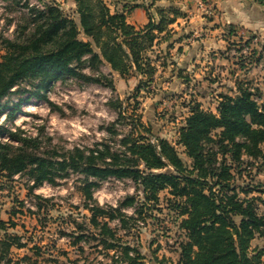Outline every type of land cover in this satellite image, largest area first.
Masks as SVG:
<instances>
[{"label": "trees", "instance_id": "1", "mask_svg": "<svg viewBox=\"0 0 264 264\" xmlns=\"http://www.w3.org/2000/svg\"><path fill=\"white\" fill-rule=\"evenodd\" d=\"M74 1L76 17L66 14L54 0L40 6L26 4L25 24L17 25L13 38L0 35L4 50L0 114L11 124L0 123V194L12 195L21 179L26 190L24 199H9L5 219L0 210V264H36L29 253L13 255L14 249L23 248L55 264L66 263H61L60 256L69 264H93L83 245L90 241H95L93 247H100L99 252L113 264H169L157 256L146 263L140 248L124 240L137 221L145 220L147 210L158 208L163 192L183 233L176 264H264V250L251 249L254 239L264 242V199L253 194L264 195V188L260 183H238L250 175L252 165L264 160V100L258 88L237 82L235 95L219 96L216 112L197 102L190 104L175 143L152 134L140 116L127 115V106L121 102L115 122L105 127L114 140L92 146L42 151L39 135L14 126L23 102L31 98L53 107L46 93L58 79L73 77L114 89L112 79L100 73L105 65L124 80L136 77V94L152 92L160 59L152 56L154 45L183 15L175 6L158 7V0L147 5L125 3L122 10L114 12L104 0ZM253 1L264 6V0ZM139 6L148 13L143 26L127 21L128 13ZM85 68L95 74H87ZM25 92L27 97L15 103L9 100L12 93ZM121 121L126 132L115 128ZM176 145L182 147L185 158ZM72 174L81 177L79 189L86 213L81 214L80 222L71 214L57 218L59 224L72 227L60 230L58 236L67 237L75 249L76 257L70 259L67 250L54 256L41 242L29 246L33 237L15 229L16 217L29 216L41 229L54 221L49 213L53 198L36 191ZM109 178L131 180L135 192L116 205H100L94 199V189ZM129 210L134 215L128 214ZM119 230L125 233L121 235Z\"/></svg>", "mask_w": 264, "mask_h": 264}, {"label": "rangeland", "instance_id": "2", "mask_svg": "<svg viewBox=\"0 0 264 264\" xmlns=\"http://www.w3.org/2000/svg\"><path fill=\"white\" fill-rule=\"evenodd\" d=\"M54 1L66 14L76 17L74 0ZM104 1L114 12L122 10L125 3L147 5L150 0ZM167 1L171 4L169 6L179 8L183 15L168 27L166 34L159 35V41L154 45L152 56H159L160 59L155 81L151 86L152 92L140 91L136 94V77L124 80L105 65L100 68V73L112 79L114 89L73 77L58 79L46 93L53 107L31 98L28 102H23L14 118V126H19L26 134L39 135L42 151L54 147L61 150L75 145L92 146L97 142L114 140L105 127L115 122L121 102L127 106V115L140 116L141 122L150 128L152 134L175 143L178 129L192 103L197 102L203 109L216 112L219 96L235 95L237 82L258 88L262 91L264 100V38L247 31L240 24L227 23L232 5L238 6L237 10L234 9L238 14L244 4L243 0ZM47 2L49 0H0V35L13 38L17 25L25 24L26 4L40 6ZM162 4L165 2L156 1L158 7H168ZM142 8L148 19L146 8ZM150 12L156 17L154 9ZM174 40L179 41L169 48L168 44ZM3 52L0 44V59ZM164 62L165 65L161 66ZM84 72L95 74L88 68H85ZM186 78L188 81H183ZM27 96L28 92L12 93L9 100L15 103L18 98ZM0 123L11 127L10 122L5 120V115L0 114ZM122 124L121 121L115 128L117 131L126 132L127 127ZM112 145L117 146L113 141ZM176 146L185 158L182 147ZM250 168V175L238 179V183L244 186L260 183L264 188V160L258 161ZM80 185L81 177L72 174L66 179H56L55 184H43L36 191L44 197L53 198L54 207L49 213L54 221L47 222L41 229L35 226L36 221L29 216L16 217L18 226L15 230L19 234L26 233V236L33 237L34 241L30 242L29 246L41 242L39 244L45 245L46 252L52 249L54 256H57L60 250H67L70 259L76 257L69 239L58 237L60 230L72 229L69 225L59 224V220H62L59 217L71 214L79 222L83 220L81 214L86 211L82 208ZM25 192L24 179H21L20 185L12 195L0 194L1 218L7 217L5 210L10 206L9 199L15 196L24 199ZM134 192L131 180L109 178L100 182L94 189V199L102 206H112ZM253 194L264 199L263 194ZM165 196H168L165 192L161 193L158 208L147 210V215L143 214L145 220L137 221L131 230L132 233L124 236V240L140 248L146 263L154 256L165 258L169 264H176L178 259V243L183 239V233L178 228L179 221L175 213L170 211L163 199ZM128 214L134 215L132 210H129ZM110 224L115 226L114 223ZM132 224L130 222L128 226L131 227ZM118 233L123 235L125 230H119ZM94 244L95 241L83 244L85 256L93 264H113L110 257H105L99 252L100 247H93ZM255 248L264 250V242L260 238L252 241L251 249ZM25 253H29L32 256L31 262L35 260L36 264H55L35 257L27 248L13 251L16 257ZM59 260L69 264L63 256H60ZM81 261L83 262V259Z\"/></svg>", "mask_w": 264, "mask_h": 264}, {"label": "crops", "instance_id": "3", "mask_svg": "<svg viewBox=\"0 0 264 264\" xmlns=\"http://www.w3.org/2000/svg\"><path fill=\"white\" fill-rule=\"evenodd\" d=\"M162 2H165L164 5L162 4L163 6L171 5L167 0H162ZM242 3L244 4H242L241 12L238 14L235 12L238 6L232 5L227 23L240 24L247 31L256 33L261 38H264V6L253 0H243ZM127 21L137 26L146 24L148 19L144 9L139 6L129 12Z\"/></svg>", "mask_w": 264, "mask_h": 264}, {"label": "built area", "instance_id": "4", "mask_svg": "<svg viewBox=\"0 0 264 264\" xmlns=\"http://www.w3.org/2000/svg\"><path fill=\"white\" fill-rule=\"evenodd\" d=\"M46 184V183H45Z\"/></svg>", "mask_w": 264, "mask_h": 264}]
</instances>
